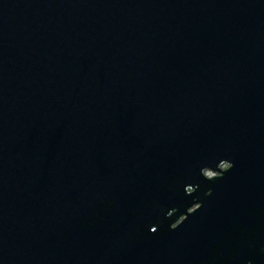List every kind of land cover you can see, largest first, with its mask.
Segmentation results:
<instances>
[{"label": "water", "instance_id": "obj_1", "mask_svg": "<svg viewBox=\"0 0 264 264\" xmlns=\"http://www.w3.org/2000/svg\"><path fill=\"white\" fill-rule=\"evenodd\" d=\"M0 264H264V0H0Z\"/></svg>", "mask_w": 264, "mask_h": 264}, {"label": "clouds", "instance_id": "obj_2", "mask_svg": "<svg viewBox=\"0 0 264 264\" xmlns=\"http://www.w3.org/2000/svg\"><path fill=\"white\" fill-rule=\"evenodd\" d=\"M233 166H234L233 163H231V162H229V161H227V160H222V161H220V162L218 163V165H217V167H218L219 170H214V169L212 168V169L214 170V172L217 173V175H215L214 177H206L205 174H204V169H205V168H208V167H204V168L202 169V175H203L206 179H209V180L216 179V178H220V177H222V175L224 174V172L229 171L230 169L233 168ZM197 187H198V186H196V190H197ZM195 192H196V191H195ZM187 194H189V193L187 192ZM194 205H199V208H195L194 211H190V209H192L193 207L188 208V210H187V214H183V215H181V216L179 217V219H177L174 223L171 224V228H172V229H176V228H178V227L180 226V224H182V223L187 219V215H188V214H193V213H195L197 210H199V209L202 207V204H201V203H195ZM173 211H175V209H174ZM169 213H170V212H169ZM171 213H172V212H171ZM168 215H169V214H168ZM181 217L184 218L182 222H181ZM155 230H156V229L154 228L153 231H155Z\"/></svg>", "mask_w": 264, "mask_h": 264}]
</instances>
